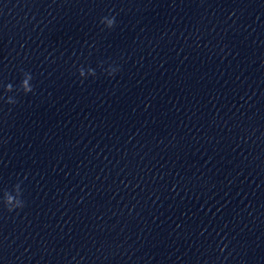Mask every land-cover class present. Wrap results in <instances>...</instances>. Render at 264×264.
Masks as SVG:
<instances>
[{"label": "clouds", "instance_id": "1", "mask_svg": "<svg viewBox=\"0 0 264 264\" xmlns=\"http://www.w3.org/2000/svg\"><path fill=\"white\" fill-rule=\"evenodd\" d=\"M116 15L117 13H114L112 9H109V15H106L100 18V24L104 25V27L109 30L113 29L117 24ZM118 70H119L118 68L110 66L109 69H107V73L109 76H114ZM77 71L79 73L81 83H83L84 79H86L87 76H93V77L96 76L95 70L91 67H88L87 69H85V67L81 65L78 67ZM33 79L34 77L30 72H27V71L23 72V77L20 82L19 88H15L12 83H8L7 85L4 86L5 95L0 96V100H3L4 103L8 105H15L18 103L16 96L6 95L7 93L23 92L25 95L29 93L34 94L35 87L31 83ZM9 111H11V108L9 109ZM26 178L27 177H25V179ZM22 183L23 181L21 180L20 182L16 183L13 186V191L15 193L14 195L8 191H5L4 193L3 205L9 213H12L15 211L18 214L19 211L25 207V201L22 199V195H23L22 188H21ZM221 251H223V249H221Z\"/></svg>", "mask_w": 264, "mask_h": 264}]
</instances>
